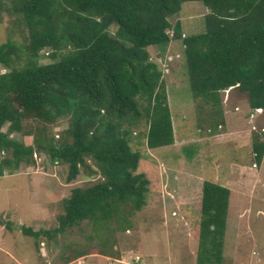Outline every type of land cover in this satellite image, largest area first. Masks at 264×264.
Wrapping results in <instances>:
<instances>
[{"label": "trees", "instance_id": "1", "mask_svg": "<svg viewBox=\"0 0 264 264\" xmlns=\"http://www.w3.org/2000/svg\"><path fill=\"white\" fill-rule=\"evenodd\" d=\"M186 2L208 10L198 33L172 22ZM4 15L21 23L27 38L0 45V177L43 154L66 166L67 183L81 174L100 178L62 199L55 229L22 228L35 240L84 222L93 238L111 237L113 225L128 230L147 205L150 180L138 172L143 155L136 146L144 139L152 150L175 143L165 73L150 49L164 62L171 42H182L185 78L199 102L192 128L198 135L226 128L221 95L229 88L264 112V0H0V21ZM65 119L67 128L51 134ZM28 121L40 126L25 130ZM251 138V163L260 167L264 127ZM184 152L194 155L190 146ZM230 195L228 187L204 181L196 264L224 263Z\"/></svg>", "mask_w": 264, "mask_h": 264}, {"label": "rangeland", "instance_id": "2", "mask_svg": "<svg viewBox=\"0 0 264 264\" xmlns=\"http://www.w3.org/2000/svg\"><path fill=\"white\" fill-rule=\"evenodd\" d=\"M207 12L201 2H186L172 22L180 19L185 34L198 33ZM10 21L5 15L0 21V45L7 39L23 45L26 29ZM183 50L180 40L171 42L161 62L157 51L150 49L165 73L175 143L156 150L147 147L146 139L135 144L143 155L138 172L150 180V191L147 205L130 218L131 228L124 231L113 225L111 237L93 238L90 224L84 222L52 240L25 236L23 227L55 229L57 217L63 214L62 199L74 188L100 180L81 174L67 183L66 166L53 165L45 155L35 154V164L0 177V222L10 224L7 229L0 223V264H196L206 180L231 191L223 264H264V159L260 167L252 164L250 146L253 133L264 127V112L250 108L247 94L225 90L221 96L226 128L214 135L211 131L198 135L192 128L199 121V102L185 78ZM67 123V119L57 122L50 133L58 137ZM35 126L40 124L28 121L24 128ZM24 143L32 144V137H24ZM186 146L192 148V158L186 157ZM107 239V245H102L101 240Z\"/></svg>", "mask_w": 264, "mask_h": 264}, {"label": "clouds", "instance_id": "3", "mask_svg": "<svg viewBox=\"0 0 264 264\" xmlns=\"http://www.w3.org/2000/svg\"><path fill=\"white\" fill-rule=\"evenodd\" d=\"M231 88L227 89V90H230ZM257 111H263L262 109H258Z\"/></svg>", "mask_w": 264, "mask_h": 264}]
</instances>
